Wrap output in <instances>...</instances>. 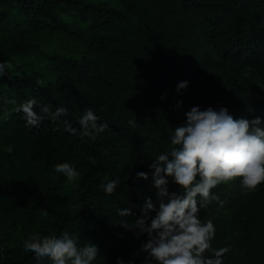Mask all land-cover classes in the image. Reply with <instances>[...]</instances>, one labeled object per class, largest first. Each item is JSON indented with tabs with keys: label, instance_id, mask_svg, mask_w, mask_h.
<instances>
[{
	"label": "trees",
	"instance_id": "trees-1",
	"mask_svg": "<svg viewBox=\"0 0 264 264\" xmlns=\"http://www.w3.org/2000/svg\"><path fill=\"white\" fill-rule=\"evenodd\" d=\"M146 7L174 22L200 21L202 38L215 57L205 56L188 70L179 71L168 54L175 48L172 37ZM42 28L62 31L92 61L82 64L41 54L53 80L41 83L12 69L0 79V139L19 130L38 166L36 171L48 173L49 178L41 191L26 192L15 206L0 201V211L7 213L0 223V264H35L34 257L23 252V241L52 238L65 230L75 234L80 245L90 241L97 246L94 264H116L117 258L123 264H145L147 254L141 246L147 242V234L131 227L141 218L139 206L144 200L156 202L149 165L169 147L167 115L194 103L201 109L225 108L235 119L260 117L264 122V0H0V61L33 51L23 41ZM125 73H131L149 96L166 101L159 115L123 112L110 82ZM182 81L188 87L177 94L176 85ZM208 87L215 90L200 95ZM31 98L40 105L50 104L53 111L68 108L67 118L74 127L91 108L100 117L98 123L108 124V130L91 141L54 133L55 125L47 119L39 128L29 129L23 113L16 109ZM181 100L183 104L177 108ZM133 119L135 126L128 123ZM139 128L151 129L152 135L139 137ZM115 145L137 150L119 168L111 163L109 153ZM65 164L74 165L80 175L72 181L58 177L56 168ZM137 172L148 173L149 179L138 180ZM117 177L120 186L111 196L106 195L103 185ZM234 182L235 188L221 184L213 190L223 204L213 201L206 205L200 218L231 214L230 224L239 236L226 243L225 231L218 225L212 241L213 248H229L224 264H264V184L245 193L239 178ZM169 191L180 194L171 183ZM86 192L91 204L101 206L77 214L85 204L80 198ZM123 207L132 208L126 218L129 228L118 223L122 218L116 210ZM44 213L49 215L47 221H41ZM154 215H149L148 223ZM253 223L259 228L256 233Z\"/></svg>",
	"mask_w": 264,
	"mask_h": 264
},
{
	"label": "clouds",
	"instance_id": "clouds-1",
	"mask_svg": "<svg viewBox=\"0 0 264 264\" xmlns=\"http://www.w3.org/2000/svg\"><path fill=\"white\" fill-rule=\"evenodd\" d=\"M12 67L10 62L0 61V79ZM187 87V81L178 83L177 94ZM182 104V100L178 101L176 107ZM16 110L23 113L25 127L29 129L39 128L47 119L55 125L54 133L91 141L108 130V124L98 123L100 117L91 108L78 118V127L67 118L68 108L58 107L53 111L50 104L40 105L36 98L26 100ZM184 115L185 122L171 130L169 147L159 152L149 165L156 202L151 198L144 200L139 206L141 218L131 228L147 234V242L141 246V251L147 254L145 264H224L229 248L212 247L215 225L211 219L202 222L200 212L213 201L222 206L223 202L213 192L221 184L239 178L245 193L264 184V122L260 117L235 119L222 107L214 110L194 106ZM128 123L136 125L134 119ZM7 151L11 153L12 148ZM55 172L68 181L80 175L74 165L67 164L58 166ZM136 178L147 181L149 175L137 172ZM170 183L177 186L180 194L169 191ZM120 184L119 177L111 179L103 185V191L111 196ZM151 213L155 215L148 223ZM131 214V207L116 210V215L122 218L118 222L120 226L130 227L126 218ZM48 218L44 213L41 221ZM23 252L34 257L35 264H94L98 256L97 246L90 241L80 246L78 237L67 230L52 238L26 239ZM206 252L211 255L206 256ZM116 264H123V260L117 258Z\"/></svg>",
	"mask_w": 264,
	"mask_h": 264
},
{
	"label": "rangeland",
	"instance_id": "rangeland-1",
	"mask_svg": "<svg viewBox=\"0 0 264 264\" xmlns=\"http://www.w3.org/2000/svg\"><path fill=\"white\" fill-rule=\"evenodd\" d=\"M146 10L148 14L162 22L164 29L172 37L175 48H170L168 54L179 71L188 70L192 65L199 63L205 56L215 57L212 48L202 38L200 21L190 19L183 22H174L167 18H162L149 7H146ZM66 21L70 22V19L66 18ZM23 44L30 45L33 51L18 56L10 55L6 60L12 64V70L25 72L41 83L53 80V73L47 63L41 58V54L56 56L82 64L92 61V58L87 56L77 43L57 29H37L23 41ZM241 73L245 75L246 71L242 70ZM110 85L121 101L123 112L130 116H136L140 113L157 116L166 105V101L149 96L145 88L131 73L122 74L117 80L110 82ZM214 90L215 87H208L204 92H200V95L205 96ZM195 105L193 103L180 111H174L167 115V129L170 135L172 134L171 130L185 122L184 114ZM137 135L141 138L150 136L152 135V130L139 128ZM10 147L12 148L11 153L7 151ZM136 151V148L131 146H111L109 149L112 157L111 163L119 168L127 164ZM32 157V152L27 149V141L19 130L0 139V201H2L4 206H15L19 198H22L26 192L30 191L35 194L44 188L46 181L49 179L46 177L48 173L40 174V172H37L38 166L32 162ZM236 185L234 181L227 184L229 188H235ZM89 197V193H82L80 199L85 204L76 211L77 214H84L101 206L99 202L91 204L93 201L89 200ZM6 214L1 209L0 223L4 222V218H7ZM208 219L213 221L215 227L219 225L224 229L226 243L233 241L239 236L236 228L230 224L231 214L229 212L201 217L202 222H206ZM251 226L254 233L259 230L255 223L251 224ZM83 245L81 244L80 246Z\"/></svg>",
	"mask_w": 264,
	"mask_h": 264
}]
</instances>
